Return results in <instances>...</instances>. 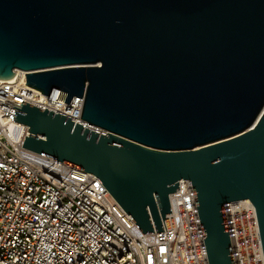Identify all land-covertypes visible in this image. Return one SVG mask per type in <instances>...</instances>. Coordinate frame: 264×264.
Returning <instances> with one entry per match:
<instances>
[{
    "label": "water",
    "instance_id": "water-1",
    "mask_svg": "<svg viewBox=\"0 0 264 264\" xmlns=\"http://www.w3.org/2000/svg\"><path fill=\"white\" fill-rule=\"evenodd\" d=\"M16 70L105 131L22 101L23 147L96 175L143 233L190 180L209 264H233L225 205L250 199L264 254V0H0Z\"/></svg>",
    "mask_w": 264,
    "mask_h": 264
},
{
    "label": "built area",
    "instance_id": "built-area-1",
    "mask_svg": "<svg viewBox=\"0 0 264 264\" xmlns=\"http://www.w3.org/2000/svg\"><path fill=\"white\" fill-rule=\"evenodd\" d=\"M22 76L0 80V264H209L190 180L169 195L163 231L143 233L96 175L23 147L29 127L13 116L24 102L105 131L81 118L84 97L68 104L29 91ZM224 213L233 264H264L251 200Z\"/></svg>",
    "mask_w": 264,
    "mask_h": 264
},
{
    "label": "bare ground",
    "instance_id": "bare-ground-1",
    "mask_svg": "<svg viewBox=\"0 0 264 264\" xmlns=\"http://www.w3.org/2000/svg\"><path fill=\"white\" fill-rule=\"evenodd\" d=\"M17 72H20V74H26V72L22 71V70H16V73ZM16 130L17 128L16 127H13L10 131H11V134L15 135L16 134Z\"/></svg>",
    "mask_w": 264,
    "mask_h": 264
}]
</instances>
